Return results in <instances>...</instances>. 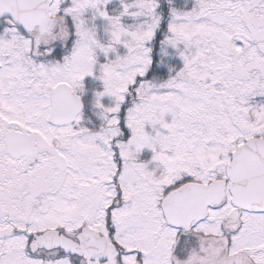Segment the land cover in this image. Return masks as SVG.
<instances>
[{
    "label": "snow or ice",
    "instance_id": "6c2138e0",
    "mask_svg": "<svg viewBox=\"0 0 264 264\" xmlns=\"http://www.w3.org/2000/svg\"><path fill=\"white\" fill-rule=\"evenodd\" d=\"M0 264H264V0H0Z\"/></svg>",
    "mask_w": 264,
    "mask_h": 264
}]
</instances>
